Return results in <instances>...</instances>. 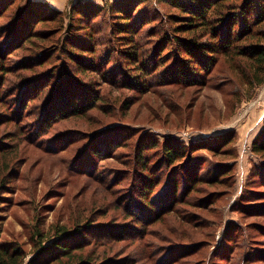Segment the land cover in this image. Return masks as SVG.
Returning a JSON list of instances; mask_svg holds the SVG:
<instances>
[{"label": "rangeland", "instance_id": "rangeland-1", "mask_svg": "<svg viewBox=\"0 0 264 264\" xmlns=\"http://www.w3.org/2000/svg\"><path fill=\"white\" fill-rule=\"evenodd\" d=\"M51 1L0 0L1 240L38 260L39 233L64 228L74 248L49 264H264V84L251 89L222 56L206 84L176 81L181 0ZM74 6L99 11L86 23L93 53L71 48L83 37ZM120 7L139 20L132 40ZM171 137L187 156L162 167ZM141 161L164 171L143 194Z\"/></svg>", "mask_w": 264, "mask_h": 264}, {"label": "trees", "instance_id": "trees-1", "mask_svg": "<svg viewBox=\"0 0 264 264\" xmlns=\"http://www.w3.org/2000/svg\"><path fill=\"white\" fill-rule=\"evenodd\" d=\"M171 2H174V0H171ZM175 4L181 7L185 15L176 16L177 20L183 18L176 26V30L189 34V36L174 35L179 47L186 53L185 58H178V61H182L185 66H179L176 71L173 70L177 77L176 81L183 82L186 85L206 84L209 81L208 75L219 67V57L222 56L224 61L229 60L232 63L231 69L239 73L241 81L251 89H257V87L264 84V0H186V2L181 0L175 2ZM73 11L78 14L76 17L79 22L77 26L83 30L81 32L83 37H81L82 34L69 35L68 40L71 48L84 50L83 45L86 43L92 45L93 49L92 51H84L89 54L93 53L95 50V34L87 32L90 29H86L88 26L86 23H88V17L94 18L98 16L99 11L86 10L77 6L73 7ZM116 11L119 14L114 16H120V18L125 20L116 22L118 30L125 33V38L132 40L134 35L139 33L137 28V21L139 20L132 17L126 8H116ZM3 13L4 8L0 7V17H2ZM214 15L219 16L216 18ZM190 34H193V36H190ZM205 36H209V40H203ZM0 39H3L2 34ZM5 47V44H0V104L5 101L3 96V86L7 73ZM137 55V50L127 53V56L134 64L139 62ZM190 64H193L194 67L189 71L187 68ZM144 67L142 65L139 67L140 72L144 71ZM194 69H197V72ZM196 73H198L197 76H201L199 82H196L193 78V74ZM205 74L206 76H204ZM29 79L31 80V78L24 80L22 85L33 86L35 80L28 82ZM81 99L72 105L80 108L78 106L79 103L84 104L86 102ZM4 117L9 118L10 115L4 114ZM0 121L2 122L3 120ZM172 139L173 141H170V139L166 138L164 144H162L161 149L164 152L162 167H170L177 160L187 156L185 153L188 147L179 138L175 137ZM257 143L258 141L254 144L255 150L264 152V142H261L262 144ZM154 145L153 148H157L159 144L156 143ZM140 163L143 166V170H147V174L142 179L144 188L141 193L143 194L149 189H155L156 185L163 179L164 176L161 174L164 171L161 170L158 172L159 174L150 175L148 173L150 168H148L146 162L141 161ZM151 173L155 172L151 170ZM192 178L193 176L185 182L192 184ZM178 188L179 184L177 183ZM145 207L154 212L159 208V205L155 200L146 199L145 194ZM1 217L0 220H2ZM69 233L71 232L61 228L56 237L53 238V236L44 237L45 235L40 232L39 236L42 237V241L38 247V258L36 257L38 260H33L32 258L29 261H27L25 254L18 246H10L7 241L0 238V264H49L52 258V261H57L60 258V254L68 256L74 248L72 245H67L64 240ZM89 263L91 264L88 260H81L78 264Z\"/></svg>", "mask_w": 264, "mask_h": 264}, {"label": "crops", "instance_id": "crops-1", "mask_svg": "<svg viewBox=\"0 0 264 264\" xmlns=\"http://www.w3.org/2000/svg\"><path fill=\"white\" fill-rule=\"evenodd\" d=\"M47 1H48V0H47ZM49 1H51V0H49ZM50 3H52V1H51Z\"/></svg>", "mask_w": 264, "mask_h": 264}]
</instances>
